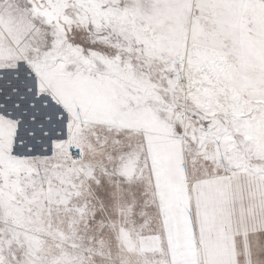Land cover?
<instances>
[{
	"label": "snow or ice",
	"instance_id": "obj_1",
	"mask_svg": "<svg viewBox=\"0 0 264 264\" xmlns=\"http://www.w3.org/2000/svg\"><path fill=\"white\" fill-rule=\"evenodd\" d=\"M0 264H264V0H0Z\"/></svg>",
	"mask_w": 264,
	"mask_h": 264
}]
</instances>
